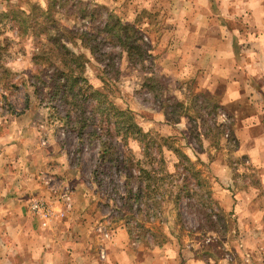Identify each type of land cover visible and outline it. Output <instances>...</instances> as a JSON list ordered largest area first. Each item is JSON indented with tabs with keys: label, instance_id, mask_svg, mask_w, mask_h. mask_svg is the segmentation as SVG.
I'll return each mask as SVG.
<instances>
[{
	"label": "rangeland",
	"instance_id": "1",
	"mask_svg": "<svg viewBox=\"0 0 264 264\" xmlns=\"http://www.w3.org/2000/svg\"><path fill=\"white\" fill-rule=\"evenodd\" d=\"M120 22L132 30L119 40ZM61 47L80 55L73 92ZM200 47L202 0H0V164H26L36 193L70 197L99 242L121 226L143 253L175 241L194 264H262L261 234L247 230L264 218L240 216L264 211V177L222 144L228 123L190 67ZM210 151L239 200L230 211ZM249 186L260 189L246 209Z\"/></svg>",
	"mask_w": 264,
	"mask_h": 264
},
{
	"label": "crops",
	"instance_id": "2",
	"mask_svg": "<svg viewBox=\"0 0 264 264\" xmlns=\"http://www.w3.org/2000/svg\"><path fill=\"white\" fill-rule=\"evenodd\" d=\"M193 59L196 65L190 67L198 72L202 95L214 97L218 117L228 123L222 144L227 137L232 139L237 156L264 177V0H202V48ZM224 151L230 150L225 146ZM210 154H203L202 162L225 186L223 208L230 211L239 200L224 180L222 164L210 159ZM1 157L5 163L0 164V264H194L183 254L180 257L175 241L143 253L121 226L108 229L101 242L95 240L89 213L81 216L72 211L70 197L65 210V199L57 202L36 193L39 188L28 173L30 166L10 161V168L7 158ZM259 189L249 186L241 193L246 209L258 197ZM27 194L35 197L26 201ZM33 199L50 205L48 216L30 210ZM255 218H264V211L246 210L240 216L257 224ZM253 226L247 231L261 234L256 241L252 239V246L264 264V226ZM172 249L176 254H171Z\"/></svg>",
	"mask_w": 264,
	"mask_h": 264
},
{
	"label": "trees",
	"instance_id": "3",
	"mask_svg": "<svg viewBox=\"0 0 264 264\" xmlns=\"http://www.w3.org/2000/svg\"><path fill=\"white\" fill-rule=\"evenodd\" d=\"M91 13L93 14L94 13V10L91 11ZM117 26H118L117 33H118V39L119 40L121 38H123V35H124V33H125V31L127 29L132 30V27H127L126 25H122L121 22H120V24L118 23ZM136 41L137 40H133L131 42L125 41L124 44H127L129 46H133ZM124 44L122 46H124ZM60 49H62L61 51L66 56L69 57L68 60H62L61 61L62 64H63V66L68 70V73H69V74L68 73L67 74L62 73L61 77H63L64 79H66V81H64L65 83L63 82V85L62 86L67 88V89H65V90H67V92H73L74 91V85L79 84L80 82L83 81V79L81 78V75H78V74L72 75V72L75 71L76 67L79 66V63L77 61L80 59V57H79L80 55H74L73 53L69 52L68 49L65 48V47H61ZM140 56H142V55H140ZM71 64H72V66H71ZM87 89H88V86L86 87V90ZM203 98H204V104L206 103L207 106H211L212 108H214L215 110H217V108L215 107V105H214L211 97H208L206 95H203ZM119 113L120 114H125V112H119ZM219 126H223V125H219ZM126 127L128 128V130H129V128H135L133 125L132 126H126ZM137 131H138L137 132L138 134H141L140 133V130H137ZM222 133H225V132H222ZM142 135H143V137H147L148 136L147 134H143V133H142ZM101 157H102V155H101ZM163 177L168 178L169 176L167 174H165ZM179 200H180V197L178 196L176 198V200H175L176 203H178Z\"/></svg>",
	"mask_w": 264,
	"mask_h": 264
},
{
	"label": "built area",
	"instance_id": "4",
	"mask_svg": "<svg viewBox=\"0 0 264 264\" xmlns=\"http://www.w3.org/2000/svg\"><path fill=\"white\" fill-rule=\"evenodd\" d=\"M64 199H65V201H66V208H65V210H67V208H68V204H69V202H68V197H64ZM50 205L48 204V203H46V202H44L43 200H40V199H33L32 201H31V204H30V210L32 211V212H34V213H36V214H40V213H42V214H44V215H49V213H50Z\"/></svg>",
	"mask_w": 264,
	"mask_h": 264
}]
</instances>
